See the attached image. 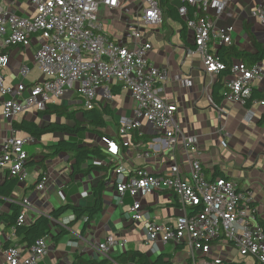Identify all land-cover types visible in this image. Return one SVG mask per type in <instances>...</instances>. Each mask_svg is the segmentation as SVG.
<instances>
[{"label":"built area","instance_id":"2783aa9c","mask_svg":"<svg viewBox=\"0 0 264 264\" xmlns=\"http://www.w3.org/2000/svg\"><path fill=\"white\" fill-rule=\"evenodd\" d=\"M184 22L189 39L204 65L205 74L215 79L226 71L218 49L233 45V27H221L218 21L227 10L243 0H170ZM251 16L264 29V2L253 0ZM140 25L161 27L164 13L161 0H143ZM24 3L25 15L18 14ZM120 0H0V108L3 120L13 122L23 114L46 111L48 105L58 104L69 93L77 94L85 110L96 107L100 95L105 104L112 102V87L128 91L135 109L130 117L121 118L116 138L99 137L113 164L109 183L118 197L117 205L124 209L125 196L132 199L127 206L128 220L143 225L148 244L174 243L188 248L191 264H236L239 259H252L264 264V227L257 220L251 192H244L231 179L208 180L204 173L199 137L187 136L178 121L179 108L163 98L169 79L166 68L155 67L149 60L153 51L150 37L140 27L131 31L132 41L121 45L105 31L99 8L108 11L120 7ZM16 7V8H15ZM36 46L35 65L41 79L27 84L31 69L22 66L20 81L6 85V71L12 62V49ZM264 83V59L252 67L233 61L230 74L224 79V101L247 110L246 121L254 113L248 104L264 107V100L252 99L254 89ZM214 109L224 112L210 97ZM225 113V112H224ZM226 115V113H225ZM147 125L155 135L147 148L133 141V135ZM225 124L221 127L224 131ZM33 136L17 137L14 133L0 143V173L3 177L28 178L26 163L30 159L27 146L36 145ZM115 146V151H113ZM135 149L137 159L149 163L159 156L170 162L165 173L154 174L145 168H128L123 149ZM179 156L187 159L186 169ZM96 165H102L94 161ZM50 176L43 172L36 190L44 192ZM166 195L179 205L181 215L174 224L159 223L144 209L149 195ZM11 204L22 207L19 225L28 223L27 211L32 209L28 199ZM0 235V264H39L49 253L47 239H39L24 252L17 247H4ZM126 239L108 236L98 243L97 250L111 258L117 247H126ZM220 245L225 248L218 253ZM228 247L235 251L226 253Z\"/></svg>","mask_w":264,"mask_h":264},{"label":"crops","instance_id":"0c3cea01","mask_svg":"<svg viewBox=\"0 0 264 264\" xmlns=\"http://www.w3.org/2000/svg\"><path fill=\"white\" fill-rule=\"evenodd\" d=\"M120 3V7L112 11L100 6L99 18L103 21L104 31L121 45L131 43V31L137 27H140L142 32L150 37L153 44V51L149 55L150 62L155 67L166 68L169 72L163 98L179 108L178 121L184 134L199 137L206 178L208 180L228 178L233 180L242 191L251 192L254 197L253 207L256 218L264 227V107L257 104L250 107L254 113L252 121L245 120L247 110L240 105H231L223 101L219 106L226 115L214 109L210 97H212V87L215 82L209 88L211 78L205 74L199 55L191 54L190 51L194 45L180 17L167 16L161 27H147L139 23L140 11L144 5L143 0H120ZM241 4L239 2L230 7L218 21V25L233 27V45L238 50L255 53L258 44L264 46V37H261L263 36L261 33L255 32V24L259 25V22L251 16L253 4L249 5V12H244ZM18 9L19 15H25L24 3ZM262 31L264 34L263 27ZM249 33L253 35V38ZM36 51L37 47L34 45L27 46L25 49L22 47L12 49V65L6 71V85H14L20 81L19 70L22 66L31 69L30 77L25 80L27 84L41 79L34 60ZM254 84L256 87L260 86L257 90L264 93L263 82L256 81ZM111 91L112 102L105 104L100 95L95 108L110 110V115L106 116L107 134L114 139L118 133L121 118L132 115L135 103L130 93L123 88L113 86ZM64 101L63 106L70 111L77 110L75 111L77 116H81L85 110L77 94L69 93ZM128 104L129 107H127ZM74 106L80 107L75 109ZM24 120L35 122L40 127L59 121L54 116H40L39 113L32 112L21 115L13 122H7L0 116V143L13 133L17 137H26L23 131L16 130V123ZM223 124L225 128L221 132ZM140 132L141 134H137L140 139L139 143L142 148L146 149V145L151 143L155 135L147 125H144ZM63 137L61 134L46 135L38 144L26 147L30 157H33L25 166L28 178L19 182L10 199H14L19 204L24 199L30 201L32 209L27 211V218L28 223H32L40 215H50L53 210L64 204L75 206L93 204V188L105 179L108 182L103 195L104 207L102 212L89 224H86L85 220L75 221L73 216L54 222L53 235L58 234L63 227L68 233L57 241H54L52 237L47 238L49 253L39 264H72L77 254L88 259L105 258L98 252L97 245L110 235L118 240L128 241L126 247L115 248L111 253V258H116L127 250H139L147 254L151 260L165 253L172 255L173 264H191L188 261V248L186 247L174 243L152 245L146 242L143 225L132 224L127 218V206L132 203L129 195L125 196L127 206L123 210L118 207V197L115 195L114 187L109 183L114 166L111 164L109 155H107V160L100 165L101 167L107 166L108 173L94 171L88 175L71 176L73 162L68 154H61L47 161L43 169L38 164L43 160L42 152L44 153L43 145L40 144L52 145ZM133 138L135 142L136 138ZM83 144L91 148L102 146L99 142L94 143L88 139ZM122 153L124 163L130 169L142 167L150 173L162 174L168 170L170 165L166 156L161 155L145 163L137 159V151L133 148L123 149ZM178 158L179 162L188 169L186 157L179 156ZM43 171L49 174L50 182L44 192H38L36 186ZM6 177L0 173V185ZM6 199L0 198V215L11 213L13 204ZM127 199L128 202H126ZM144 209L159 223L174 224L176 218L181 215L176 201L162 194L147 196ZM0 235L2 239H5V243L10 242V246L15 245L26 256L28 246L15 236L13 227L6 228L4 224H1ZM223 248L225 247L220 245L218 253H221ZM226 253L236 255L231 247H228ZM235 261L236 264H253L252 259L242 260L237 257Z\"/></svg>","mask_w":264,"mask_h":264},{"label":"trees","instance_id":"16d2710c","mask_svg":"<svg viewBox=\"0 0 264 264\" xmlns=\"http://www.w3.org/2000/svg\"><path fill=\"white\" fill-rule=\"evenodd\" d=\"M161 7L164 13V19H166L167 16L179 17L176 6L173 5L170 0H161ZM249 34L250 37L253 38V35L251 33ZM217 53L219 58L228 66L226 71H223L218 76L212 87V98L220 105L224 101L227 92L224 79L230 74V66L233 60H239L248 67H252L264 59V46L258 44L257 52L255 53L240 51L234 45L229 47L224 46L218 49ZM252 99L264 100V93L254 89ZM250 107L251 103L248 104L247 108ZM39 115L54 116L56 119L58 118L59 121L51 122L47 126L40 127L35 122L24 120L21 123H16V130H21L27 136H33L39 141L46 135L61 134L64 136L62 139L57 140L55 144H40L43 145L44 153L42 152L43 160L38 164L43 169L47 161L55 159L61 154H68L73 162L71 176L78 174L88 175L94 171L109 172L107 166L101 167L93 163L94 161L103 163L107 160V152L103 145L91 148L77 139L82 133L86 132L96 133L99 137L107 136L111 138V136L107 134L108 123L106 121V116L110 115L109 109L100 110L94 108L92 110H83L81 116L78 117L75 111H70L68 108L58 103L48 105L46 111L40 112ZM133 137L136 138L135 143H139L140 139L138 135L134 134ZM145 144H147V142H145ZM31 158L33 157H30L29 160H31ZM19 182L18 178L6 177L4 182L0 185V198L2 200L10 198ZM107 182V180L102 179L100 183L93 188V204H88L86 206L64 204L53 210L50 215H40L32 223L24 225H19V217L22 211L21 207L17 204H13L11 213L0 215V225L4 224L6 228L13 227L15 236H17L21 242L25 243L28 248L32 247L39 239L52 237L54 241H57L68 232L63 227L58 234L53 235L52 227L54 222H59L68 216H73L75 221L85 220L86 224H89L100 212H102L104 207L103 195ZM10 245V242H7L4 244V247L8 248ZM172 258L170 254L161 253L155 259L151 260L147 254L139 250H127L116 258L105 257L99 260L88 259L77 254L72 264H173Z\"/></svg>","mask_w":264,"mask_h":264},{"label":"rangeland","instance_id":"374dc122","mask_svg":"<svg viewBox=\"0 0 264 264\" xmlns=\"http://www.w3.org/2000/svg\"><path fill=\"white\" fill-rule=\"evenodd\" d=\"M240 3H242L241 6L243 7L244 12H249V5H251V4L255 3V2L253 0H243ZM255 28H256L255 32L258 33V34L261 33L263 35L261 37H264L263 31H262V26H261L260 22H259V25L255 24ZM11 65H12V62L10 63V66ZM60 104L65 105V101L64 100L61 101ZM79 107L80 106H74L73 108L78 109ZM127 107H129V104L127 105ZM75 111H77V110H75ZM78 117H80V116L78 115ZM91 136L93 138H91ZM77 139L81 140L82 142H86V140L88 139V140L94 141V143H97V142L100 143L99 136L96 133H93V132L82 133L81 136L77 137ZM126 202H128V199H127Z\"/></svg>","mask_w":264,"mask_h":264},{"label":"snow or ice","instance_id":"6c2138e0","mask_svg":"<svg viewBox=\"0 0 264 264\" xmlns=\"http://www.w3.org/2000/svg\"><path fill=\"white\" fill-rule=\"evenodd\" d=\"M112 3H115V0H111ZM113 151H115V146H113Z\"/></svg>","mask_w":264,"mask_h":264}]
</instances>
